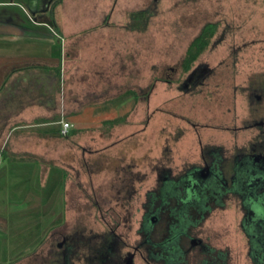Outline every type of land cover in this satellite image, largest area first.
<instances>
[{
	"label": "rangeland",
	"instance_id": "374dc122",
	"mask_svg": "<svg viewBox=\"0 0 264 264\" xmlns=\"http://www.w3.org/2000/svg\"><path fill=\"white\" fill-rule=\"evenodd\" d=\"M65 2V8L76 14L75 26L90 23L81 18L87 12L93 23L102 22L106 27L107 43H116L122 93L107 100L102 110L107 109V119L119 122L106 123L105 136L101 131L91 132L89 137H95L98 145L91 144V152L85 153L88 167L83 168L79 158L72 161L74 169L59 162L68 167L67 208L61 176L52 178L49 195L43 190L46 203L41 209H17L8 202L9 195L0 193V221L6 225L0 231V264H40L35 249L54 226L66 233H98L104 229V221L110 223L114 218L110 205L117 202L123 206L126 200L142 202L143 193L131 198L126 189L119 190L117 183L123 174L118 169L122 165L140 171L147 186L165 165L177 173L182 171L178 169L181 165L197 163L200 139L208 144L209 139L230 142L236 138L241 132L233 136L219 128L236 122L241 125L248 117L251 107L246 89L258 85L264 75V0ZM148 7L154 15L146 29L140 30L144 20L133 13ZM207 23L217 25L216 33L185 70L187 49ZM199 67L213 71L203 83L182 87V81ZM99 148L100 153L92 151ZM242 219L239 201L232 198L225 208L214 209L201 225L202 236L210 245L228 250V264H252ZM48 244L43 246V257L48 254ZM134 263L144 264L139 257Z\"/></svg>",
	"mask_w": 264,
	"mask_h": 264
},
{
	"label": "crops",
	"instance_id": "0c3cea01",
	"mask_svg": "<svg viewBox=\"0 0 264 264\" xmlns=\"http://www.w3.org/2000/svg\"><path fill=\"white\" fill-rule=\"evenodd\" d=\"M66 3L0 0V193L17 209H41L55 175L66 207L68 167L59 162L74 169L79 158L88 167L85 153L98 145L89 135L105 136L102 107L122 93L116 43H107L106 27L87 12L81 18L92 24L75 26ZM63 120L72 125L67 137ZM5 226L0 221V231Z\"/></svg>",
	"mask_w": 264,
	"mask_h": 264
},
{
	"label": "flooded vegetation",
	"instance_id": "af4514ba",
	"mask_svg": "<svg viewBox=\"0 0 264 264\" xmlns=\"http://www.w3.org/2000/svg\"><path fill=\"white\" fill-rule=\"evenodd\" d=\"M212 71L194 69L181 86L203 83ZM262 78L264 75L257 80L258 85L250 84L246 89L251 108L241 125L212 126L240 135L230 142L209 139L205 144L200 139L197 163L181 165L178 169L182 171L177 173L165 165L147 186L140 171L122 165L118 169L123 174L117 183L119 190L126 189L131 198L143 193L142 202L126 200L123 206L117 202L110 205L114 218L110 223L104 221L105 227L98 233H66L56 227L35 249L40 264H135L137 257L144 264H191V258L192 264H228V250L210 245L202 236L201 225L214 209L225 208L232 198L238 199L243 211L247 256L252 264H264ZM47 241L48 254L43 257Z\"/></svg>",
	"mask_w": 264,
	"mask_h": 264
},
{
	"label": "trees",
	"instance_id": "16d2710c",
	"mask_svg": "<svg viewBox=\"0 0 264 264\" xmlns=\"http://www.w3.org/2000/svg\"><path fill=\"white\" fill-rule=\"evenodd\" d=\"M133 15L135 16V18L137 16L140 18H143L144 24L142 25L140 30H144V29H146L149 18L154 15V10H151V12H150V8L148 7L144 10L134 12ZM216 28H217V25L214 23L205 24L202 27L200 33L190 43V45L187 49L186 55L183 59V67L185 70L190 69L192 64L198 59V57L209 46L211 39L213 38V36L216 33ZM136 97H138V95ZM118 122H119V120H117V119H108L106 121V123H109L110 125H115Z\"/></svg>",
	"mask_w": 264,
	"mask_h": 264
},
{
	"label": "built area",
	"instance_id": "2783aa9c",
	"mask_svg": "<svg viewBox=\"0 0 264 264\" xmlns=\"http://www.w3.org/2000/svg\"><path fill=\"white\" fill-rule=\"evenodd\" d=\"M71 123L66 121V120H63L62 121V126H61V129H60V135L63 136V137H67L70 135V131H71Z\"/></svg>",
	"mask_w": 264,
	"mask_h": 264
}]
</instances>
